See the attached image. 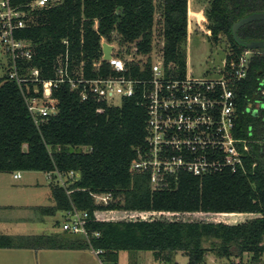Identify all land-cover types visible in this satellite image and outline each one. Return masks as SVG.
<instances>
[{
	"label": "trees",
	"instance_id": "obj_1",
	"mask_svg": "<svg viewBox=\"0 0 264 264\" xmlns=\"http://www.w3.org/2000/svg\"><path fill=\"white\" fill-rule=\"evenodd\" d=\"M31 0H10L22 6ZM264 0H209L204 9L206 35L227 40V52L239 53L231 24L252 11H263ZM187 0H52L29 10L16 38L29 42L31 58L43 78L53 76L57 56L67 50L70 66L88 76L113 73L101 61V39L119 46L134 42L140 52L160 50L165 62L183 70ZM245 40L264 39V20L238 28ZM155 41V46H154ZM264 89V48L253 49L247 73L237 82L235 134L247 137L244 170L192 175L181 172L168 185L154 187L145 173L131 170L136 150L144 144L146 111L139 98L108 102L81 99L67 84L52 91L56 112L34 124L19 88L6 72L0 76V172L58 171L73 176L64 188L51 186L54 204L35 209L43 215L73 205L90 215L88 240L61 230L38 234L0 233V248L100 249L102 264H117L120 251L149 252L152 259L173 264H204L207 255L234 258L264 253V107L254 117L249 101ZM254 108V105H252ZM248 133H251L250 135ZM26 151H22V144ZM255 165L251 167V163ZM68 190V192H66ZM110 192L107 203L91 193ZM99 213L97 218L93 212ZM58 224V221L55 222ZM98 231L99 235H91ZM136 264V262H134Z\"/></svg>",
	"mask_w": 264,
	"mask_h": 264
},
{
	"label": "built area",
	"instance_id": "obj_2",
	"mask_svg": "<svg viewBox=\"0 0 264 264\" xmlns=\"http://www.w3.org/2000/svg\"><path fill=\"white\" fill-rule=\"evenodd\" d=\"M51 2L31 0L22 7L12 5L10 0H0V45L8 59L6 74L17 84L34 124L56 112L52 91L62 83L76 91L81 99L90 96L114 103L122 97L136 95L146 111L145 136L130 168L145 173L151 186L168 185L181 172L203 175L224 169H245L244 158L249 153L251 139L235 134L234 89L246 76L253 49L243 48L237 54L225 52L214 76L192 78L185 75L184 68L180 70L177 64L165 62L162 52L156 48L144 53L134 42L122 46L110 43L113 45L110 57L102 59L101 53L99 59L92 61V66L95 69L104 61L113 73L88 76L82 65L70 66L65 50L55 60L53 76L43 78L37 67L21 62L31 58V48L28 41L16 38L14 31L26 24L29 10L48 6ZM259 93L263 96L264 89L260 88ZM253 104L249 101L246 110L251 111ZM254 165L252 162L251 167ZM44 173L50 181L65 188L74 172L69 170L66 175L58 171ZM12 176L19 178L21 171H13ZM91 195L101 204L111 198L110 192ZM98 215L93 212L94 218ZM89 220L86 210L71 205L62 214L60 229L88 240L90 231L86 225ZM91 235L99 233L94 231ZM90 250L96 255L101 252L100 249ZM145 264L164 263L153 260ZM230 264H264V253L256 258L245 254L234 258Z\"/></svg>",
	"mask_w": 264,
	"mask_h": 264
},
{
	"label": "rangeland",
	"instance_id": "obj_3",
	"mask_svg": "<svg viewBox=\"0 0 264 264\" xmlns=\"http://www.w3.org/2000/svg\"><path fill=\"white\" fill-rule=\"evenodd\" d=\"M194 9L199 10L197 20H192L186 30L184 46L185 75L192 78H208L215 75L221 58L227 52V40L221 36L219 41H210L206 35V18L204 9L209 0H190ZM191 11V10H190ZM194 15L196 13H193ZM198 22V25L195 24ZM155 46V41H154ZM154 56V53L151 54ZM8 67L7 55L0 45V76ZM254 108L264 107V95L255 96ZM258 111L252 114L257 116ZM45 173L42 171H21V178L13 179L11 172H0V233L7 234H38L60 230L62 213L56 211L52 215H41L35 208L52 203L48 198L49 186ZM58 221V224L55 222ZM128 251H120L117 264H127ZM142 261L150 257L149 252H141ZM178 264H185L186 257L178 254ZM99 264H102L101 262ZM204 264H229L224 258L207 255Z\"/></svg>",
	"mask_w": 264,
	"mask_h": 264
},
{
	"label": "crops",
	"instance_id": "obj_4",
	"mask_svg": "<svg viewBox=\"0 0 264 264\" xmlns=\"http://www.w3.org/2000/svg\"><path fill=\"white\" fill-rule=\"evenodd\" d=\"M191 10V11H190ZM193 13H196L195 15ZM199 10L194 9L190 0H187V22L191 23L192 20H197ZM46 176V175H45ZM11 177L12 172H11ZM21 178V176L19 177ZM13 178V179H19ZM47 178V177H46ZM49 186L48 198L54 200L51 196V186L56 185L48 178L46 180ZM43 215V214H41ZM60 230L54 231L58 232ZM50 233V232H49ZM143 254L137 252L135 254H126L127 264H145L149 261H153L151 253L150 257L146 261H142L140 258ZM177 256V255H176ZM175 256V261L176 260ZM100 260L96 254L90 249H32V248H0V264H99Z\"/></svg>",
	"mask_w": 264,
	"mask_h": 264
},
{
	"label": "water",
	"instance_id": "obj_5",
	"mask_svg": "<svg viewBox=\"0 0 264 264\" xmlns=\"http://www.w3.org/2000/svg\"><path fill=\"white\" fill-rule=\"evenodd\" d=\"M255 20H264V10L249 12L241 16L231 24L230 30L234 42L244 49L264 48V39L245 41L241 39L236 33L238 28H240L241 26H243L248 22ZM100 47H101L102 59H108L110 57V52L112 50L113 45L106 41H102L100 42ZM256 111H257L256 108L251 109L252 114H255ZM22 151H26L25 143L22 144Z\"/></svg>",
	"mask_w": 264,
	"mask_h": 264
}]
</instances>
